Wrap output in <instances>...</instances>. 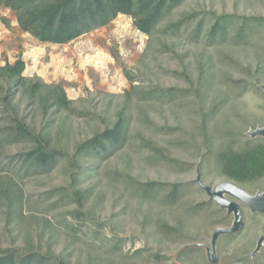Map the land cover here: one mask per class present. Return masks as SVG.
Instances as JSON below:
<instances>
[{
	"label": "trees",
	"instance_id": "trees-1",
	"mask_svg": "<svg viewBox=\"0 0 264 264\" xmlns=\"http://www.w3.org/2000/svg\"><path fill=\"white\" fill-rule=\"evenodd\" d=\"M0 5L43 43H68L119 14L147 35L137 67L124 69L130 84L121 94L96 91L72 100L61 83L24 76L20 56L0 64V264H212L201 247L184 249L175 262L167 254L170 245L177 251L205 242L214 228L231 223L179 176L199 162L204 182L213 172L220 181L264 192V138L246 134L264 122L240 113L246 93L264 97V13L218 9L204 0ZM141 166L174 178L136 173ZM31 180L47 187L31 191ZM262 215H245L240 231L222 235L213 264H264L244 253L264 229ZM131 225L139 236L129 233ZM240 235V250L223 260ZM138 240L144 245L134 248Z\"/></svg>",
	"mask_w": 264,
	"mask_h": 264
},
{
	"label": "rangeland",
	"instance_id": "rangeland-1",
	"mask_svg": "<svg viewBox=\"0 0 264 264\" xmlns=\"http://www.w3.org/2000/svg\"><path fill=\"white\" fill-rule=\"evenodd\" d=\"M193 1L197 2L203 0ZM204 1L207 4L211 3L218 9L224 8L226 10H232L234 7H237L238 10L244 12L258 11L264 13V3L260 0ZM2 17L9 20V27L1 21ZM146 40L147 35L136 29L130 16L119 14L109 25L80 35L68 43H43L36 40L28 32L22 31L10 9L0 5V64H4L6 61L13 62L17 56H20L25 62V68L23 70L24 76H37L47 83H61L68 98L72 100L93 96L96 91L121 94L124 90L128 89L130 83L124 74V69H134L137 67ZM95 56L99 57V63H95ZM168 82L170 81L168 80ZM240 101V113L243 112V110H245L244 112L247 111V120L255 121L258 118L260 121L264 122V97L254 91H250L246 93ZM232 110L233 107L226 112L229 114ZM171 119L172 118L169 120ZM258 123L255 122L250 127L254 128ZM78 126L86 128L83 121H80ZM135 172H141V174L153 177L174 178L173 174H170L165 169H154L148 166L136 167ZM57 176L56 174L54 178ZM179 177L191 180L195 177V170ZM35 182L31 180L26 185V188L31 191H40L47 187V185H40ZM217 182H220V179L213 172L207 177V181H205V183H209L210 185ZM51 183L57 184L59 182L57 179H52ZM110 200L107 194L105 202L110 204ZM110 210L111 209H107L105 214L107 215ZM242 211L244 226L245 215L248 216V214H256L257 212L251 213L249 209L244 206H242ZM259 218L264 221V212ZM128 231L135 236H139V231L134 225H131ZM263 231L264 229L258 228L252 246L247 252H244L250 259L259 262H264V244L253 256L251 254L258 236ZM209 239L210 237L205 242H209ZM219 239L218 241H220ZM243 239L242 235L234 238L229 246L222 252L223 260L228 259L226 256L227 254L230 255V251L235 249L240 250V244L244 241ZM144 242V240L136 241L134 248L143 246ZM130 247L131 242L128 241L125 249ZM176 249L177 247L170 245V251L167 252V254L173 258L174 262L175 258L173 255ZM244 253L241 252L238 255L242 256ZM110 258L114 259L113 257ZM217 261H220L219 256ZM246 263V261L240 260L230 264ZM176 264H181V262L176 261Z\"/></svg>",
	"mask_w": 264,
	"mask_h": 264
},
{
	"label": "water",
	"instance_id": "water-1",
	"mask_svg": "<svg viewBox=\"0 0 264 264\" xmlns=\"http://www.w3.org/2000/svg\"><path fill=\"white\" fill-rule=\"evenodd\" d=\"M260 88L264 92V85ZM246 134L251 138H264V125L257 124L254 128L249 127ZM206 194L209 201L214 202L219 208L224 209L226 215H231L232 220L228 226H218L213 229L209 242H191L181 246L173 255L174 258L184 249L190 247H201L205 251L206 259L209 263H216L218 259V239L221 235L238 232L243 227L242 206L247 207L251 213L264 212V192L256 191L251 193L231 181H220L213 185L202 180L199 169V162L195 167V177L191 179ZM264 244V231L258 236L252 256L260 250Z\"/></svg>",
	"mask_w": 264,
	"mask_h": 264
},
{
	"label": "bare ground",
	"instance_id": "bare-ground-1",
	"mask_svg": "<svg viewBox=\"0 0 264 264\" xmlns=\"http://www.w3.org/2000/svg\"><path fill=\"white\" fill-rule=\"evenodd\" d=\"M99 61H100L99 57L95 56V63H99Z\"/></svg>",
	"mask_w": 264,
	"mask_h": 264
}]
</instances>
